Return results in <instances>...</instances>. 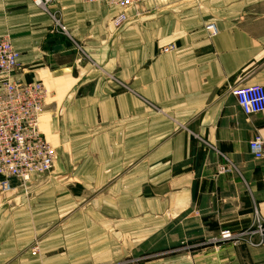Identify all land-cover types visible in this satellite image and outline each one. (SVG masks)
I'll list each match as a JSON object with an SVG mask.
<instances>
[{"label": "crops", "instance_id": "1", "mask_svg": "<svg viewBox=\"0 0 264 264\" xmlns=\"http://www.w3.org/2000/svg\"><path fill=\"white\" fill-rule=\"evenodd\" d=\"M141 10L0 0L58 156L0 193V264H264V114L229 91L264 88V0Z\"/></svg>", "mask_w": 264, "mask_h": 264}, {"label": "built area", "instance_id": "2", "mask_svg": "<svg viewBox=\"0 0 264 264\" xmlns=\"http://www.w3.org/2000/svg\"><path fill=\"white\" fill-rule=\"evenodd\" d=\"M43 11H48L56 0H31ZM150 0H83L87 5L99 4L107 8H122L125 11L139 8ZM128 22L123 14L114 21L120 28ZM208 31L216 36L218 31L211 25ZM20 69L17 54L11 40L0 38V193L12 190L11 181L21 186L29 183L34 176H46L52 172L58 156L56 149L47 141L42 131V116L45 112L47 94L43 83L25 84L14 81ZM237 105L246 116L264 114V88L244 86L229 88ZM255 160L264 159L262 137L250 143ZM259 230L263 226L258 224Z\"/></svg>", "mask_w": 264, "mask_h": 264}, {"label": "rangeland", "instance_id": "3", "mask_svg": "<svg viewBox=\"0 0 264 264\" xmlns=\"http://www.w3.org/2000/svg\"><path fill=\"white\" fill-rule=\"evenodd\" d=\"M146 4V3H145ZM144 5V4H143ZM143 5H141L139 8H136V9H134V8H132V9H130V10H134L135 11V13L137 12V13H140L142 10V7H143ZM128 11V10H127ZM34 177H38V176H34ZM10 193V191L9 192H6L5 194H9ZM5 194H2L1 195V197L2 196H4Z\"/></svg>", "mask_w": 264, "mask_h": 264}]
</instances>
